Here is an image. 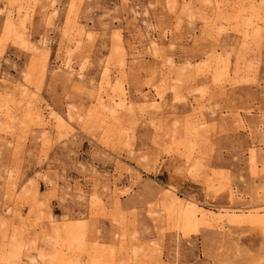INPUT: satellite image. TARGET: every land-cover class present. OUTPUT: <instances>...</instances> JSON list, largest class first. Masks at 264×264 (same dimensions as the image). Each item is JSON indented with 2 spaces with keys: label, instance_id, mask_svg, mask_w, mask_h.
I'll return each instance as SVG.
<instances>
[{
  "label": "rangeland",
  "instance_id": "rangeland-1",
  "mask_svg": "<svg viewBox=\"0 0 264 264\" xmlns=\"http://www.w3.org/2000/svg\"><path fill=\"white\" fill-rule=\"evenodd\" d=\"M0 264H264V0H0Z\"/></svg>",
  "mask_w": 264,
  "mask_h": 264
},
{
  "label": "bare ground",
  "instance_id": "bare-ground-1",
  "mask_svg": "<svg viewBox=\"0 0 264 264\" xmlns=\"http://www.w3.org/2000/svg\"><path fill=\"white\" fill-rule=\"evenodd\" d=\"M2 11V10H1ZM15 26H14V23H13V21L12 20H10V19H8V29H13ZM33 47H35V46H33ZM36 49V48H35ZM38 52V51H37ZM82 71V70H81ZM2 111V110H1ZM9 116H11V115H9ZM190 207H192V206H190V205H187L186 206V210L189 212V209H191Z\"/></svg>",
  "mask_w": 264,
  "mask_h": 264
}]
</instances>
